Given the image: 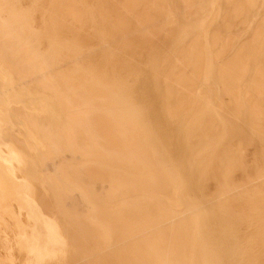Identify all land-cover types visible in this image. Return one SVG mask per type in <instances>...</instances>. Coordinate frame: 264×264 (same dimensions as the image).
I'll return each instance as SVG.
<instances>
[{"label":"bare ground","instance_id":"6f19581e","mask_svg":"<svg viewBox=\"0 0 264 264\" xmlns=\"http://www.w3.org/2000/svg\"><path fill=\"white\" fill-rule=\"evenodd\" d=\"M168 2L149 45L112 0H0V264H264L259 181L217 161L264 115L216 107L208 61L203 100L173 118L205 17Z\"/></svg>","mask_w":264,"mask_h":264},{"label":"rangeland","instance_id":"374dc122","mask_svg":"<svg viewBox=\"0 0 264 264\" xmlns=\"http://www.w3.org/2000/svg\"><path fill=\"white\" fill-rule=\"evenodd\" d=\"M113 1V22L114 26L117 27V31L120 28L123 31H128L133 25L137 27L138 33L146 41H150L155 38H159L166 33L168 28H172L171 17L167 14L168 11V0H112ZM254 0H247V6L249 7ZM185 3H188L185 1ZM246 5H243L242 11L239 12L238 17H242L245 14L247 8ZM79 19V18H78ZM81 21V19H79ZM137 24V25H136ZM186 42V41H185ZM184 42V43H185ZM182 42L180 49L182 51H195L194 59L192 65L193 77L195 79L193 82L184 81L185 69L187 68L184 64L188 61V56L178 57L176 63L177 65L173 69V76L177 79V83L180 87V95L177 97V104L173 112V118L188 113L196 105L197 100L202 101L206 90L208 89L205 85V56L203 45L201 43H185ZM231 41L225 42L223 46L228 47L231 45ZM186 47V48H185ZM195 48V49H193ZM228 53V52H227ZM226 53V54H227ZM205 57V58H204ZM211 59V55H207V60ZM208 63V62H207ZM203 68V69H202ZM213 70V68L211 67ZM239 72L233 74L232 82L233 84H228L227 88L221 89L218 93L224 95V112L226 114H241L244 115L242 106H237V100L239 98V91L236 85L237 80L243 75L245 76L246 72H243L245 68H237ZM243 69V70H241ZM241 70V71H240ZM248 76V74H247ZM200 78V79H199ZM203 78V79H202ZM180 80V82H179ZM201 80V82H200ZM202 84V85H201ZM200 85V86H199ZM242 86V84H239ZM204 89V91H202ZM205 92V93H204ZM198 95V96H197ZM200 95V97H199ZM258 95V94H257ZM247 96V95H246ZM202 99V100H201ZM193 102V103H192ZM221 109V108H220ZM221 109V110H222ZM256 111H263L262 108H255ZM257 118H260L264 115L255 114ZM252 127V138L249 145L243 149L240 141L237 139H231L228 141L219 151L217 156V161L223 166L227 164H237L239 167L233 170L231 179L236 184L244 183L247 181H259V185L256 189L250 192L248 197H255L257 199L264 197V131L260 128L257 129L255 126L254 119H250ZM249 121V123H250ZM254 142V144H252ZM240 159V160H238ZM234 160V161H233ZM256 164L258 165V170L256 169ZM67 169L71 164L66 163ZM236 166V165H235ZM213 188V187H212ZM245 198V197H244ZM263 206V205H262ZM260 209L259 204L256 206L255 211L258 212ZM263 210V209H262ZM261 238L264 240V235H261ZM1 252V256L4 253Z\"/></svg>","mask_w":264,"mask_h":264},{"label":"crops","instance_id":"0c3cea01","mask_svg":"<svg viewBox=\"0 0 264 264\" xmlns=\"http://www.w3.org/2000/svg\"><path fill=\"white\" fill-rule=\"evenodd\" d=\"M185 1L188 3L183 2L184 7L193 13L191 18L196 15L205 17L202 19L205 22L204 35L197 38L203 45L201 47L203 52H206L205 64L207 65L210 61V67L213 68L211 90L214 93V105L224 108V95L222 93L219 95L218 92L227 88L228 84H233L232 78H229L233 77L235 71L239 72L237 68L241 67L245 68L243 72L246 74L236 82L239 91L237 104L242 105L244 114H250V111L254 115L264 113V0H254L249 7L246 5L247 0ZM243 5H246L247 10L242 17H238ZM228 41L232 42L231 45L223 46ZM185 43H192V41L187 39ZM209 54L211 59L207 60ZM221 72L227 73V80H223L224 82L220 77ZM240 83L242 86L239 85ZM258 107L263 111H256L255 108Z\"/></svg>","mask_w":264,"mask_h":264}]
</instances>
